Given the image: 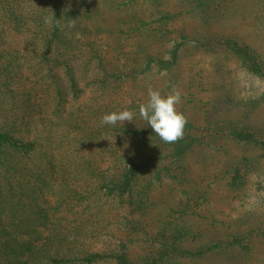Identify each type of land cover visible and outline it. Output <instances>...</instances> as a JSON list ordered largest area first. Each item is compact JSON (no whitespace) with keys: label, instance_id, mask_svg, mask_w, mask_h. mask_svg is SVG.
Here are the masks:
<instances>
[{"label":"trees","instance_id":"trees-1","mask_svg":"<svg viewBox=\"0 0 264 264\" xmlns=\"http://www.w3.org/2000/svg\"><path fill=\"white\" fill-rule=\"evenodd\" d=\"M263 45L264 0H0V264L250 255L253 236L264 240L251 223L213 230L195 248L183 246L186 221L172 240L155 233L200 215L206 180L226 181L230 194L243 185L247 159L227 168L219 142L264 152V128L254 124L264 126V90L242 103L229 90L231 61L264 87ZM196 57L225 80L216 102L226 105L205 134L187 123L183 139L165 143L139 117L142 88L149 79L162 94L182 85L180 70ZM123 109L136 113L131 122L101 125ZM162 192L179 195L177 209Z\"/></svg>","mask_w":264,"mask_h":264},{"label":"rangeland","instance_id":"rangeland-1","mask_svg":"<svg viewBox=\"0 0 264 264\" xmlns=\"http://www.w3.org/2000/svg\"><path fill=\"white\" fill-rule=\"evenodd\" d=\"M261 44L262 40L259 38V45ZM262 50L264 51V45L262 46ZM5 64L7 63L5 62ZM33 64L34 63H31L30 65L32 66ZM229 65L232 67L231 73L233 77V83L229 88L232 101H239V103H242L264 90L260 82L245 76L241 72V69L234 67L232 61ZM183 66L184 68L180 70V76L181 78L185 77V80L182 85L178 84L175 88L181 92V103L176 105V108L177 111L183 113L187 118V123L190 124L189 128H192L191 132L196 135H203L208 129L212 128L208 127V125L213 117L219 115L220 111H222L226 105L221 103L220 100L216 102L218 97V93L216 92L220 91L219 86H221V84H224L225 88L227 84L225 80L222 81L221 78L219 80L218 78L213 79L215 69L212 68L211 64L209 65L207 58H190ZM1 72L2 78H6L7 72H3V70L0 71V73ZM199 77H203L204 80H199ZM150 84H153L152 79H149L142 88L141 94L143 95V99L147 100V91L149 88H153ZM160 87L164 86L161 85ZM171 90L172 88L168 92ZM164 92L166 94L168 93L167 90H164ZM76 106L77 104H72L71 110ZM260 111L261 115L264 116V108ZM262 116L259 115L258 111L253 115L256 119H260ZM254 124L259 128H264L262 123ZM219 143L222 147L224 145V150L221 152L219 161H225L223 163H227V168L239 164L235 162L239 159L240 161H244V158L247 159V162L245 161V163L241 165L245 170L243 185L236 193L230 194L224 191V183L226 181L222 180L221 183H217L214 182L216 181L214 179L213 183L210 182L212 179L206 180V183H211L209 187L211 193L207 196V205H200L198 202L200 206L198 205L194 208V211L200 215H189L182 219H178L175 223V227L173 223L170 227H166L164 231L155 233V237L158 240H172L184 226H182L183 221L188 223V226H185L188 230V237L183 240V246L188 248H195L202 245V243L204 244L203 237L208 239L213 230L224 231L226 233L231 231H246L248 223L256 225L261 230H264V152L257 148L247 146L228 147L225 141L224 144L222 142ZM170 195L171 193L169 192H162L160 197L162 199L175 200L177 209L179 195L177 194L176 197H170ZM125 212L128 216H133L131 210L126 209ZM173 217L178 218L179 216L173 214L172 218ZM241 221L243 222L241 223ZM141 238L143 239V236H141ZM252 245L254 248L250 255L246 257L233 255L225 258L219 256L216 259L191 262L189 264H264L263 238L260 236H253ZM140 254H142V252L137 249L130 250V260L137 261ZM179 262L188 263L189 260L185 258L181 260V258L178 257L174 264H178ZM165 263L166 262L163 260L160 264Z\"/></svg>","mask_w":264,"mask_h":264},{"label":"clouds","instance_id":"clouds-1","mask_svg":"<svg viewBox=\"0 0 264 264\" xmlns=\"http://www.w3.org/2000/svg\"><path fill=\"white\" fill-rule=\"evenodd\" d=\"M52 17L46 18L45 22L50 23ZM57 23L59 20H56ZM69 27H75V20H70ZM181 103V92L173 88L167 94L159 90L149 88L147 100L138 106V114L148 126L165 143H175L184 136V129L187 124L185 115L177 111L176 105ZM136 113L123 109L102 115L101 125L115 126L118 122H131Z\"/></svg>","mask_w":264,"mask_h":264}]
</instances>
